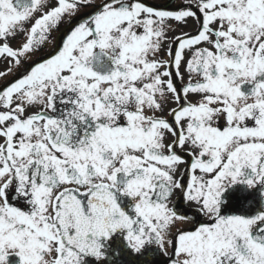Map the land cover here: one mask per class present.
<instances>
[{
	"label": "snow or ice",
	"instance_id": "snow-or-ice-1",
	"mask_svg": "<svg viewBox=\"0 0 264 264\" xmlns=\"http://www.w3.org/2000/svg\"><path fill=\"white\" fill-rule=\"evenodd\" d=\"M0 80V264H264V0H0Z\"/></svg>",
	"mask_w": 264,
	"mask_h": 264
},
{
	"label": "flooded vegetation",
	"instance_id": "flooded-vegetation-1",
	"mask_svg": "<svg viewBox=\"0 0 264 264\" xmlns=\"http://www.w3.org/2000/svg\"><path fill=\"white\" fill-rule=\"evenodd\" d=\"M98 2H99V0H98ZM145 2L149 3V4H152V3L155 2L158 5H167V6H170V7H174L175 4L178 2V0H145ZM186 30L187 31H191L192 30V25L190 24ZM62 31H63V29H62ZM53 36L57 38L53 43L54 44L58 43L59 42L60 33H53ZM52 51H53V45L49 44L45 48L44 52L40 53L39 55L43 56V55L51 54ZM38 58H39V56L38 57H34L33 59L35 60V59H38ZM95 67H97L98 70H101V71L103 70V68L101 66H99V65H95ZM21 71H23V69H21ZM16 75H18V73ZM8 79L9 80L15 79V76L14 75H9ZM3 82L4 81L0 80V84H2ZM182 227L191 228L192 225L185 223L184 225H182ZM9 264H19L18 257L10 256L9 257Z\"/></svg>",
	"mask_w": 264,
	"mask_h": 264
}]
</instances>
